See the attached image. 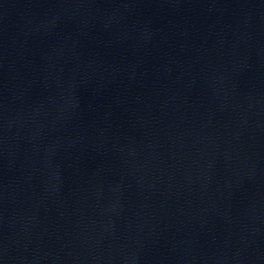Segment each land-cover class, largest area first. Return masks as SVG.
Returning a JSON list of instances; mask_svg holds the SVG:
<instances>
[{"label":"water","instance_id":"95a60500","mask_svg":"<svg viewBox=\"0 0 264 264\" xmlns=\"http://www.w3.org/2000/svg\"><path fill=\"white\" fill-rule=\"evenodd\" d=\"M0 264H264V0H0Z\"/></svg>","mask_w":264,"mask_h":264}]
</instances>
